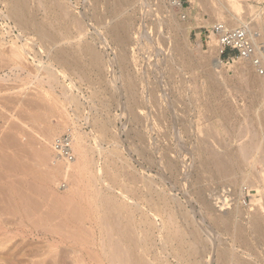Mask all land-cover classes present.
<instances>
[{"label":"rangeland","instance_id":"1","mask_svg":"<svg viewBox=\"0 0 264 264\" xmlns=\"http://www.w3.org/2000/svg\"><path fill=\"white\" fill-rule=\"evenodd\" d=\"M67 1L64 0V4L66 6L67 4H69L68 11L73 13L72 14L73 16L75 15V17L77 18L79 19L81 18V22L83 20H84L83 22H85L86 20V22L88 23L89 22L88 19L90 18L92 19V17H94L93 15H97L98 13L100 15L98 16L100 19L102 18L103 14L106 15V18L103 15V17L105 18V22L103 21L102 25L106 24L111 19L109 17L110 12L108 8L109 7L111 8V6L113 5L112 4L113 0H107V1L104 0L107 2V5L109 4L108 7L105 6L106 2L105 5H102L104 4L103 0H101V2L103 1L102 4L101 3L96 4L97 3V2L95 3L96 0H69L68 2ZM174 1L175 0H131V1L129 0L128 2L130 3L124 5V7L127 9H124L122 14L126 15V17H128L127 19H129L130 17L128 21L131 20L130 23L128 22L129 24L128 27L129 29H131V31H129L130 33L129 35L131 36L130 37L131 44L127 48V50L129 49L127 53L129 52L128 55L131 54L129 55V57L132 56L130 57V61L132 63L130 65L131 69L129 70L132 71V73L130 72V74H132V77H134V81H136L135 83L137 88L139 87V89H137V91H139L137 92L138 95L135 97L132 96L134 98L132 99L131 94L129 92H125V83L127 87L128 80L124 79L125 75H121L123 74L121 72V68L113 62L115 56L117 54L119 55L120 52L123 51H120L122 50L120 49L121 48L120 46L119 48L116 45H114V43L112 42L108 44L109 40L111 41V38L110 36H108L109 34L107 35V37L105 36L106 34L105 35L103 34L106 33L104 30L108 31L107 30L108 28L107 27L105 28V25L103 28V26L98 23V22L101 23L99 18H98V22H95L97 20L94 18L92 20L90 19L89 23H92L93 25L87 24L86 26V22L85 23L82 22L83 23L82 26L83 28L88 29L86 30L87 33L85 37L89 41V43L94 45L104 55V59H105V64L103 66L104 68L100 70L102 71V73L98 74L99 71L95 68H92L93 66H90L91 64H89L88 61L89 57L82 56L79 52H76L75 56L78 59L79 68L77 70L74 69L75 73L74 70L72 73H70L69 70L67 71V68L70 69L69 68L70 65H66L68 66L67 68L66 66L64 67L67 73L69 74L70 78L73 80H71L69 76L67 79L63 76L60 77L61 79H59V82H61V84L63 83L62 84L63 86L64 85L69 86L68 89L66 90V86L62 87L60 83H59L60 85L55 84L54 86L51 85L49 86L47 82L43 80L44 77L46 76L45 72L42 73L44 69L36 68L39 62L45 61L44 64L48 62L47 61L48 56L46 52L42 50L43 49L42 48L43 44H41L42 42H40V39L38 38L37 35L36 36L34 35L36 33L34 32V28L32 27L28 28L30 29L29 31L33 30L32 32H29V35L31 34L29 36L28 34L25 33L28 30L22 31L23 29L21 30L20 28L15 27L16 25L14 24L15 23L14 20L11 18L9 19L6 16V14L8 13L7 11L9 9L8 6L9 4L7 3V1H6L7 4H4L5 1L3 0L4 2L3 3L0 0V264H71V262H73L72 264H76L75 263L76 260H79L80 258L75 257V256L78 257L77 255L78 253L76 254L74 252L75 250L72 251L74 249L73 245L71 244V242H69L67 238L68 236L65 232H63V230L64 231L65 229L68 230V228L71 229V227H73L72 229L75 228L76 230L77 227L79 226L81 227V224H85L86 227L89 229L90 227H88L86 223L87 219L86 220L83 219L86 222L85 221L81 222L82 219L80 214H82V212H84V215H86L85 214L87 212L86 210H88L89 208H90L89 211L97 208L95 209L96 214L103 215L102 212L104 211L110 213L108 212V210L112 208L111 206H113V203L110 202L111 200L109 201V199H111L112 197L109 199L107 197L108 199L107 200L105 195L104 196L105 201L106 202L109 201V203L107 204L109 205L112 204L109 208H108L109 205L107 206L106 202L104 203L105 204L104 206L102 203H100L101 201L98 199L96 203L99 204L90 203L91 205L89 206H91L92 208L87 206L89 203L87 204L85 203L86 201H84L82 206L85 205V210L82 207L83 209L82 211L80 209L81 205L80 207L77 206V208L79 207V209H77L74 206V204L72 207L67 205V207L64 208L62 206V208L64 209L63 211L59 210L61 209V207H58L56 211L55 208L56 205L55 204H54L55 206L50 205V203L51 204L53 203L49 200V198L46 199L47 195L43 196L45 193L42 194L43 193L42 189L44 188H42L43 186L41 184L45 186V182L49 180L48 179L50 177L49 175L53 173V169L51 168V165L53 164V160L49 159V161H47L44 157H42V153L39 151L41 150V147L43 146L44 143V139L42 137L47 136L44 135L45 131L47 132V128H45V126L47 127L48 125L47 122H49L51 125L52 124L56 125L57 123H59L60 121L59 119H61L58 110L56 111L52 107L55 103L61 105L59 106V109L65 106V109L64 108L63 109L66 110V112L63 109L61 110H63L65 112L64 114L68 115L69 117H68V121L66 122V126L64 125L63 128L62 127L59 128L60 130L54 131L53 132L54 134L51 135V137H53L51 138L52 143H53V139H55L57 136L67 133L73 134L72 132L74 131V129L76 130L79 129L77 131L80 133H84V134L86 133L87 135V136L85 135L86 144L89 148H91L90 154H92V156L94 155L93 158L95 157L94 158L95 160L100 159V165H104L103 166L104 169H102L104 173H101L102 176L101 178L106 182L109 181L107 183L109 184L111 183L110 184L111 188L105 186L107 187V193H105L107 194V196L109 195L110 197V195L115 194L116 196L119 197V193L124 192L126 190V189L124 190V188H126L127 185L126 183H128V180L130 179L129 177L132 175H133L132 177H134L135 175L136 179L141 183L145 180L148 181V179L150 178V181L153 180V182L151 181L152 184L150 185H153L154 188H156L157 186L158 188L156 189L162 191L164 188L165 189L164 192L166 191L165 195L168 194L169 197H171L170 199L171 204L173 202L171 206H174L173 209L176 212L175 214H177V220L179 223L177 227H181V230L184 231L183 233H185V235H188L186 236L187 240L185 239L187 241V244L184 243L183 246H180L181 244L179 243L177 244L176 241L175 244H172L173 246H171L169 245L171 242H169V244L166 243L167 245L163 243L165 244V247L171 246L173 247V249L175 248L174 250L178 249L177 252L172 249L173 250L172 252L171 248L166 247L167 248V253H166L165 250L166 248L162 245V242H160L161 243L160 244L156 240L157 243H154V245L156 244L155 245L156 248H154L155 247L154 245L151 246L154 249L152 248L153 250L151 249L150 251L146 250V253L148 252V255L146 256L152 258L155 253L154 256L160 260L162 258L161 261L164 264L167 261L166 258L168 259L167 261L168 264L170 260L171 261L173 260L172 262L170 261L172 264H176L177 262H178L177 264L179 263L191 264L194 261L193 259L195 258L192 257V255H194V252L196 251L199 254L197 253L198 255L195 258V262H193L192 264L194 263L202 264L203 261H204L203 264L204 263L207 264L208 262L209 264H218L217 263L219 260V259L217 260L219 256L218 253L223 254L224 253L223 251H226L224 253L225 255H229V256L231 254L232 256L235 255L234 257L239 258L238 260H241L242 262L246 261L249 262L250 264H264V234H262V232L264 233L263 230L264 226L263 229H261L262 228L261 226L264 225L262 224L264 223V221L261 220L264 217V213L260 214L258 212L259 211L258 209L260 208L259 207L260 204L264 205V188H263L264 185L261 181H259L260 179L259 170L262 168L259 163H256V165H254L255 163L251 162L250 164L251 157H248L249 152H246L247 150L249 151V148L254 143H257V141L260 142L262 138H263L262 142L264 140V135H262L263 137H261V132L262 134H264V131H262L264 130L263 128L264 125L263 127L261 126V122L263 123L264 120V116H263L264 91H261L260 87H258L259 89L258 91L256 86L254 87L248 84V81L251 80L250 78H256V77L258 78V75H262V74L258 73V71H256L253 68L252 63L249 60L245 61V60H240L238 58L235 59L230 58L226 60L222 59L226 64L224 67V72L222 71L223 73H221V71H219L218 69L216 70V68L214 69V67L211 66V64L206 63V59L204 58V56H206L207 54L210 55L209 50H211V45L215 43H211L207 45V43L205 42L204 45L200 47L198 44L199 42H201L200 32L203 31L202 36L204 37L205 29L206 28L208 29L212 23L218 21V17H217L218 15L213 12L212 7L215 8L216 6H219V8L222 10L221 12L224 13L225 15L227 14V8H226L227 6L225 3L219 0L216 1L214 0L215 2L211 1L209 3L201 0H179V1L176 0L180 3V5H178V4H173ZM262 1L263 0H239L238 4L241 6L242 9H244V12L246 9H250V7H254V6H256L258 10L263 9L262 12H264V3H262ZM31 2H30V4L32 5L31 9L34 10L35 12L34 14L37 16L34 19L36 20L39 19L38 21L40 22V20L43 18L41 16L44 15L43 12L44 9L41 5L42 3L40 4V0H32ZM181 3H182V7H181ZM95 6H98V9L102 8L100 9L102 12L100 13L99 12L100 10L94 9ZM36 9H38V11H36ZM5 11L7 13H5ZM103 11L105 13H103ZM35 15H33V17ZM243 15L245 16V14ZM84 16L87 17L85 18ZM174 17L175 19L177 18L176 21H174L175 20L173 19ZM171 18L173 20H171ZM250 20L251 19L249 15H247L245 17V20L243 21H250ZM111 21L113 22L115 20L111 19ZM171 21L172 24L174 23L172 26H171ZM229 21L230 23L233 22L231 20ZM176 22H181L182 25L181 31H176L173 29ZM93 26H95L96 28L94 29ZM98 29L100 31H98ZM101 31H103V33ZM24 35L25 36L28 35V36L24 37ZM18 37H20L21 40L20 39L18 40ZM23 38L25 39L31 38L32 39V40L30 39V41H32L31 44L34 42L32 44L34 45L33 47L30 45L31 48H33V51L32 50L30 51L31 54L29 53L30 55H28L27 57L28 58L27 62L30 61L28 62L29 67L33 65L32 67L29 68V70L32 68L33 69L32 71L35 70L36 74L35 73H34L35 75L33 73L29 74L28 71L21 72L20 70L19 71L20 73L18 72L17 75H19L20 78L21 77L23 78L19 79V76H17L15 73L13 74V72L11 73L10 70L11 65L9 62H7L8 58L6 57L8 56L9 47L12 46L14 42H18L20 44L22 41L25 40ZM175 43L177 44L178 47H180V52L176 49L177 46ZM40 44L42 46H40ZM104 45H108V46L104 47ZM181 49L183 51H181ZM33 57L34 58L36 57L35 58L36 61L33 59ZM42 58L43 60H41ZM237 66L239 67L237 68ZM240 68L241 69L244 68L246 70H243L241 74V72H238L239 71L238 69ZM71 69L70 71H72ZM216 72H218V74ZM27 74L31 75L30 77L32 78L31 79L32 81L30 82L28 81L30 77L26 76ZM37 74L41 75L40 76L41 80L38 78L40 85H38L39 84L38 81L36 82ZM9 75L12 76L9 77L8 79L7 76ZM118 75H121L123 79L121 80V77H119ZM34 76H36V78H34ZM98 76L101 77L98 78ZM118 77L120 79H118ZM100 78L101 80H99ZM69 79L71 81H69ZM44 81L46 82V84ZM70 82L71 84L72 82H74L73 83L74 85L72 84L71 86ZM43 83L45 84L44 86ZM41 85L43 87H40ZM62 88H65V90H63ZM69 88L71 91L69 90ZM122 88L124 91L122 90ZM63 91H65L66 94L68 92L70 93L68 95H65ZM44 92L45 94H43ZM123 92L126 94H124ZM72 94L78 97L77 98L78 100L76 99L75 96H73L74 98L71 99ZM69 95L71 97V98L69 97L70 101L73 100L71 102L68 101ZM135 98L137 99L140 98V99L137 100ZM53 99L56 101L53 102L52 101ZM75 99H76L75 102L76 104L74 103ZM135 100H137V102H139L141 105L139 104L140 106H138V103L135 104L136 103ZM79 101L81 102V104H83L82 106H80L81 104L77 105ZM133 101L135 103H133ZM76 106H78L79 109H77ZM136 106L138 109H136ZM223 106H225L227 113L225 112L226 111L225 108L224 109L222 108ZM132 107L134 109H132ZM135 111L136 114L138 113L137 115L135 114ZM219 111H222L220 112L221 115ZM163 113L164 115L158 116V114H163ZM35 114H37V118ZM38 114L40 115L41 118L38 116ZM133 114L136 115V118L134 117ZM227 114L228 116H226ZM140 116L142 117L141 121L144 123H142L140 119H138L139 121L134 120V118L137 119V117L139 118ZM157 117H161L162 121L159 118L158 119L162 123L161 122L159 123L158 119H156ZM99 118L102 122L106 123V125L108 124L107 126L110 129L107 128L108 130V132H106L107 134L104 133L103 137L100 135V138L98 137L99 138L98 139L96 138V136H98L99 131H96L94 124H95V120H99ZM105 119H107V121ZM20 124L23 125L21 126ZM257 131L258 133H256ZM16 133H18L17 136H15ZM138 133L141 134L140 137L139 135L137 136ZM99 134H101V132ZM27 137H29L30 140ZM17 138L20 139L18 140ZM139 138L141 139V141ZM33 139L36 143L33 141ZM96 142H98L99 145ZM27 143H29L30 146ZM94 145H96L97 147ZM98 147H101V149L103 150L104 149L112 150L116 148V150L119 152L118 153L115 150L118 153V155L114 157V162L116 164L114 162L113 163L111 162L110 164H108V166H106L105 164L109 162V158L106 159L107 156L105 155L109 151L106 150L105 152L104 150V152H101L99 154L97 153ZM50 148L52 149L53 155L57 154L56 151L53 150V146ZM93 149L94 152L92 151ZM101 149L99 148V151H101ZM242 149L246 154H248V156L245 155V153H243ZM141 150L143 153L140 152L141 153L140 156L138 151ZM210 152H213L214 154L217 153L216 155L212 153L213 156H217L222 152L221 153L222 155L221 154L220 155L224 157L225 155L228 156L234 153L233 156L235 157L232 156L233 160L230 158L231 155L229 156L232 162L231 160H229L228 157H226V159L228 158L227 159L229 160L228 162L234 165L235 167L234 169L236 170L237 173L234 172L235 174L233 173L229 175H224V174L221 175V172H219V170L218 172L220 174L215 173L217 168H215L214 167L215 165H213L215 164V161H213L212 158L213 156ZM209 153L211 154V156ZM142 154L144 156H142ZM74 156L76 158L75 153ZM151 156L152 158H150ZM221 156H219V158ZM153 157L155 160L153 159ZM207 157H209L208 158L209 160L207 159ZM102 158L104 160H102ZM166 158L170 159L171 161H167ZM215 158H218V156ZM226 159L224 160L226 161ZM55 160H59V157L58 159ZM150 160L151 161L153 160L154 163L151 164L152 162ZM165 160L169 163H166ZM60 161L63 162L64 160L60 158ZM170 162L175 163L174 166L176 167L177 171L175 170L174 167H172V165L169 166L171 164ZM204 162H206L207 165H205ZM228 162L226 161V163ZM105 166L108 168L106 169ZM167 166L168 168H170L169 170H167L168 169ZM125 168L128 170H126ZM107 170L109 173L107 172ZM172 170H174L173 172L176 173L175 174L171 173ZM212 170L214 171V173ZM105 174H107V176ZM115 174L117 175L116 179L118 180L114 179V177L116 176ZM46 175L48 178H46ZM109 175L112 178H110ZM68 176L69 175L66 174L63 175L59 174L55 177L56 179L53 178L54 182L50 183V186L53 189V191H57L58 193H63L66 190L65 188H68V186L66 185L70 184L69 183L70 180L67 179ZM126 176L129 179L125 178ZM41 177H43L44 179ZM144 178L146 179L143 180ZM141 183L139 186L140 195H141V187H143L144 182L142 184ZM27 186L28 188H26ZM36 186H42V187H38L39 189L42 188L40 189L41 191L38 192ZM23 188L26 190H24ZM146 188L147 187L143 189L144 193L147 191ZM16 191L17 193L18 192L19 193L17 194ZM30 191L33 192L30 193ZM43 191L45 192V190ZM242 191L244 194L242 193ZM24 193L27 194V197L26 194ZM21 194H23V196ZM223 194L226 195L227 197L230 196L234 197L233 200L230 199L231 197L228 198L229 199L228 201L229 202L231 201L229 205H225V206L222 205ZM17 195H19L21 198L18 197ZM37 200L38 202H36ZM143 203L145 204L147 203V201H143ZM22 204L24 205L22 206ZM35 204L38 206L36 207ZM94 204L95 206L98 207H95ZM117 204L119 205V203ZM51 206H53L55 209L53 207L52 209H50ZM120 206H122V204H120L119 209L117 211H114L113 213V215L116 217L118 216L117 214H119L117 218L114 217L115 219L114 222L116 224L118 223L116 222V220L117 221L119 220V223L123 221L120 219L123 216L122 217L120 216L124 212L123 210H121V214H120L119 212L121 208ZM237 206L241 207L240 208L241 210L243 209V212H241L240 214L237 213V209H238ZM28 207L31 208L29 209ZM73 207H75V209H73ZM100 207L102 208L101 210ZM29 210L30 211L33 210V211L30 212ZM181 210L182 211L184 210L183 211L184 214L185 212L189 213L192 218L188 214V216H186L188 220L186 218H184L185 220H183L184 214L181 213L182 212ZM192 210L194 211V213ZM214 212L216 214H214ZM20 213H22L23 215ZM52 213H55V216H53L54 214L52 215V218L54 217L55 220L52 218H50L51 220H48V218L51 217ZM74 213L76 216L77 214L79 216L76 217ZM213 215H217V217L214 216L215 217L214 219V217H212ZM218 215L223 217L218 218ZM108 216H110V214ZM83 217L84 216L82 214V218ZM258 217L262 222L260 221L261 224L259 225V227H257L258 228L257 229L254 226V222H255L254 219L259 220ZM195 219L197 221L199 220L198 223ZM216 219L217 220L219 219V221H217ZM43 220L46 221L44 222ZM77 220L80 222H78ZM96 221L98 220L96 219ZM124 221L122 222L123 224ZM200 221L202 222V224L200 223ZM224 221L226 222L225 225H224ZM40 222L43 224H41ZM46 222L47 224H45ZM92 222L93 221L90 220L91 224ZM192 222H194V224ZM52 223H53L52 228L54 227V225L55 226L58 225L57 227H61L63 225L61 231L63 232L64 236H61L62 238L56 234L51 233L53 229L50 230L49 229L50 227L48 226H51ZM90 223L89 226H91ZM119 223L116 225L117 227H119ZM227 224L231 225L230 227L231 229H228L229 227H226ZM85 225H82V227L86 228L84 227ZM107 225L106 227L108 228L109 226ZM121 225L122 224H120V226ZM197 225L199 226V228L201 227L200 230L199 228H197L198 227ZM182 227L184 230L182 229ZM195 227L197 228V230ZM238 227L245 230L244 241L242 240L235 241L236 239L231 234L233 230L237 229ZM101 228L99 224V226H97V233H96L97 239H100L99 229ZM49 230L50 232H48ZM79 230L86 231V229H81V228ZM187 230L190 232L196 231L194 232L195 234L199 232L201 234L198 233L196 235L198 237L201 235V237L197 239L198 237L193 232H191L192 235L193 234L195 235V238L193 239L194 236H192L190 232H188L189 233L188 234ZM133 232L129 233L130 235L128 236V239L129 238H131V240L134 239L132 238V236L133 234H135V231ZM135 236L136 235H134V237ZM54 239L55 240L62 239L61 242L59 241V245L53 249L54 251L56 249L55 252H53L51 249L52 247H50L51 245L50 243H53L55 241ZM195 240L196 243L199 242L198 240H200V242L203 241V243L200 246L198 245L200 242L196 244L200 247V249L199 248L197 249L198 251L195 249L196 245L195 247H192V245H194ZM129 242L130 243L128 246L130 248V244L134 245V243H132V241ZM191 242H193V244L190 245L189 243ZM119 244L120 241L118 242V246H122V244L120 245ZM127 244L128 243L126 242V246L124 245L122 248V251L124 253L122 258L126 254L125 251L128 250L126 249L128 247ZM205 245L207 246L205 247ZM178 246L180 249L177 248ZM188 246L195 249V251L193 249L194 252L193 251L191 252L192 254L188 252L189 250V249L187 250ZM160 248L161 250L162 249L163 250L160 251ZM182 248L184 249V251H182L183 250ZM138 249L136 251H140V252H138L137 255L139 254L138 256L140 257V260H142L143 258H145V256L143 254H140L141 253L140 247ZM191 250L192 249H190V251ZM199 250L200 252L203 253L204 257L199 252ZM158 252H160L159 253L160 255L156 254ZM180 252L183 253L182 254L183 256L181 255L183 257V261H182V257L180 256ZM227 252L228 253L230 252L231 254L230 253L226 254ZM176 254L179 255L178 257L179 259L181 257L180 260L177 258ZM189 254H191V256ZM142 255L144 256L143 258ZM88 259H90V255L87 254L86 255L87 263L85 262L82 264H90L92 260L90 259L89 261ZM196 259H198V261L200 262L198 263ZM143 260L146 261L145 259ZM232 260L233 262L231 261V263L229 262L228 264L244 263L238 260H234V259ZM234 261L237 262L234 263Z\"/></svg>","mask_w":264,"mask_h":264},{"label":"bare ground","instance_id":"2","mask_svg":"<svg viewBox=\"0 0 264 264\" xmlns=\"http://www.w3.org/2000/svg\"><path fill=\"white\" fill-rule=\"evenodd\" d=\"M2 2H3V0H1ZM5 1V3L4 4H9L8 6H9V9H8V11H7V9H6V11L8 12H6L5 11V13H7L6 14V16H7V18H11V19H13L14 20V24L16 25L15 27H18V28H20L22 31H26V30H28L27 32H25L26 34H28L29 35V32H32V31H29L30 29H28V28H30V27H32V28H34V32H36L34 35L36 36H38V38L40 39V42H42L41 44H43V49L42 50H44L45 52H46V54H47V61L48 62H46V64H44V62L45 61H41V62H39V64H37V69H39V68H43L44 69V71L42 72V73H44L45 72V74H46V76H45V74H44V76H42V77H44V79L43 80H45L46 82H47V84L50 86H54L55 84H57V85H60L61 84V82H59V79H61L60 77H65L66 79L68 78V76H69V74L67 73V71L69 70V72L70 73H72L73 72V70L75 69V70H77L79 67H78V59L76 58V56H75V53L76 52H79L82 56H87V57H89L88 59V61H89V64H91L90 66H93L92 68H95V69H97L99 72H98V74H100V73H102V71H100L102 68H104L103 66H104V64H105V59H104V55L101 53V51H99L94 45H92L91 43H89V41L86 39V33H87V31L86 30H88V29H86V28H83V23H85L86 22V20H85V22H81V18L79 19V18H77V17H75V15L73 16L72 14L73 13H71L70 11H68V5L69 4H67V6L64 4V0H40V4L42 5V7H43V9H44V15L43 16H41V17H43L41 20H40V22L38 21V20H36V19H34L35 17H37L34 13V10L33 9H31V4H32V0L30 1V0H4ZM6 1H7V3H6ZM31 2V4H30V2ZM42 1V2H41ZM67 1V0H66ZM69 1V0H68ZM67 1V2H68ZM104 1V0H103ZM102 1V2H103ZM107 1V0H106ZM106 1H104L103 3L104 4H102V2H101V0H96L95 1V3L96 4H98V3H101L102 5H105V2ZM129 0H113V2H112V6H111V8L109 7L108 9H109V12H110V18L111 19H114L115 21H111V19H110V21H108L106 24H104L105 25V28L107 27L108 29V31H106V30H104L106 33H103V31H101L106 37H107V35L108 36H110V38H111V41L109 40V42H108V44L110 43V42H112V43H114V45H116L117 47H119L120 49H122V50H120V51H123V52H120V54L118 55H116L115 56V59H114V63L117 65V66H119L120 68H121V72L123 73V74H121V75H125V78L124 79H127L128 80V84H127V87H126V83H125V92H129L130 94H131V97L133 96V97H135V96H137L138 95V93L137 92H139V91H137V89H139V87L137 88V86H136V81H134V77H132V74H130V72L132 73V71H130L129 69H131L130 67V65H131V61H130V57H132V56H130L129 57V55H131V54H129L128 55V53H127V51H129V49L127 50V48L130 46V33H129V31H131V29H129V24H128V22L130 23V21H128L129 19H130V17H129V19H127L128 17H126V15H123L122 13H123V10L124 9H127V8H125L124 7V5L125 4H129L130 2H128ZM131 1V0H130ZM179 1V0H178ZM178 1H174L173 2V4H178V5H180V3L178 2ZM201 1H205V2H213L214 0H201ZM216 1V0H215ZM214 1V2H215ZM219 1H221V2H223V3H225L226 4V8H227V14L225 15L224 13H222L221 11V9L219 8V6H216L215 8H213L212 7V10H213V12L214 13H216L218 16V21L219 22H224V23H230V21L229 20H231V21H233V22H231L230 24H228V25H230L231 27H246L248 30H249V32H250V34H251V36L253 37V39H254V41L257 43V44H260V43H263L262 45H264V12H262V10H258L257 8H256V6H254V7H250V9H246L245 10V12H244V9H242L241 8V6L238 4V2H239V0H219ZM66 3V2H65ZM262 3H264V0L262 1ZM182 4V3H181ZM92 5V4H91ZM109 5V4H108ZM108 5H107V2H106V5L105 6H107L108 7ZM7 6V5H6ZM7 6V7H8ZM71 7V6H70ZM99 7H100V5H99ZM106 7V8H107ZM94 8V7H93ZM105 8V9H106ZM94 9H98V6H95V8ZM100 9H102V8H100ZM100 9H98V10H100ZM93 10V9H92ZM248 10V11H247ZM36 11H38V9H36ZM94 11H96V10H94ZM104 11H106V10H104ZM103 11V13H105ZM98 12V11H97ZM100 13L102 12L101 10L99 11ZM95 13V12H94ZM102 13V14H103ZM107 13H108V11H107ZM106 13V14H107ZM91 14H92V11H91ZM96 14V13H95ZM243 14H245V16L243 15ZM33 15H35L34 17H33ZM104 15V17L106 18V15L105 14H103ZM103 15H102V18L100 19L98 16H100L99 15V13L97 14V15H93L94 17H92V19L94 18V19H96L97 21H95V22H98V18L100 19V21H101V23L100 22H98L100 25H102L103 23V21L105 22V18L103 17ZM247 15H249V17H250V21H243V20H245V17L247 16ZM89 16V15H88ZM108 16V15H107ZM127 16H129V15H127ZM85 17V16H84ZM87 17V16H86ZM85 17V18H86ZM96 17V18H95ZM88 18H90V17H88ZM91 19V18H90ZM90 19H88L89 20V22H90ZM91 19V20H92ZM104 19V20H103ZM173 19H175V17L173 18ZM172 18H171V20H173ZM177 19V18H176ZM176 19L174 20V21H176ZM109 20V19H108ZM107 21V20H106ZM87 23L86 22V26H87V24L88 25H90V24H92V23ZM244 22H246V23H244ZM180 23V24H179ZM97 24V23H96ZM174 24V23H173ZM172 24V21H171V26L173 25ZM93 25V24H92ZM104 25H102L103 26V28H104ZM96 26V25H95ZM95 26H93L94 27V29L96 28ZM85 27V26H84ZM97 27H98V25H97ZM100 27V26H99ZM131 27V26H130ZM27 28V29H26ZM181 28H182V25H181V22H176L175 23V25H174V30H176V31H181ZM25 29V30H24ZM95 31H97V30H95ZM98 31H100L99 29H98ZM108 32V33H107ZM22 35V34H21ZM28 35H26V36H28ZM31 35V34H30ZM29 35V36H30ZM99 35H100V33H99ZM25 35H24V37H26ZM22 37V36H21ZM75 38V39H74ZM20 39V37H18V40ZM23 39H25V38H23ZM28 39V38H27ZM25 39L24 41H22L20 44L18 43V42H14L13 44H12V46H10L9 47V52H8V56L6 57V58H8V61L7 62H9L10 63V65H11V68H10V70H11V73L13 72V74L15 73L16 75L18 74V72L21 70V72L22 71H28L29 72V74L30 73H35L36 74V72H35V70L34 71H32L33 69L31 68L30 70H29V68L30 67H32V66H30L29 67V65H28V62H30V61H28L27 62V60H28V55H30L31 54V50L33 51V48H31V46L33 47L34 45H32L31 44V42L32 41H30V39ZM101 39H102V36H101ZM103 39H104V37H103ZM21 40V39H20ZM32 40V39H31ZM200 41H201V39H200ZM39 42V43H40ZM103 42V41H102ZM104 42H105V40H104ZM107 42V41H106ZM204 43L205 42H203V41H201V42H199L198 44H199V46L200 47H202V45H204ZM211 43H215V42H209L207 45H209V44H211ZM40 44V46H42ZM106 44V43H105ZM176 44V43H175ZM31 45V46H30ZM73 45V46H72ZM106 46H108V45H104V47H106ZM176 46H177V44H176ZM179 52H180V47H178L177 46V48H176ZM74 51V52H73ZM181 51H183L182 49H181ZM210 51V55L209 54H207L206 56H204V58L206 59V63H208V64H211V66H213L214 67V69L216 68V70L218 69L219 71H221V73H223L224 72V67H225V62L222 60V58L220 57V54H219V51H218V49H217V47H216V43L215 44H212L211 45V50H209ZM30 53V54H29ZM37 57V56H36ZM35 57V58H36ZM261 57L263 58V61H264V48L262 49V51H261ZM31 58V57H30ZM35 58L33 57V59L35 60ZM40 59V58H39ZM132 59V58H131ZM41 60H43V58L41 59ZM36 61V60H35ZM38 61V60H37ZM208 61V62H207ZM248 61V60H247ZM30 64V63H29ZM244 64V63H243ZM66 65H70L71 67H72V69H71V67L69 66V68L72 70V71H70V69H68L67 67L68 66H66ZM66 66V68H67V71H66V69L64 68ZM253 66V65H252ZM212 67V68H213ZM239 66H237V68H238ZM244 67V66H243ZM262 67L264 68V64L262 65ZM36 68H34V69H36ZM236 68V69H237ZM253 68L256 70V71H258V73H259V70L255 67V66H253ZM241 69V68H240ZM238 69L239 71L238 72H241V74H242V72H243V70H246V69ZM75 70H74V73H75ZM94 70V69H93ZM96 70V71H97ZM41 71V70H40ZM218 71V72H219ZM223 71V72H222ZM10 72V71H9ZM39 72V71H38ZM37 72V73H38ZM218 72H216L217 74H218ZM245 72V71H244ZM20 73V72H19ZM41 73V72H40ZM41 73V74H42ZM221 73H219V74H221ZM246 73V72H245ZM33 74H32V76H33ZM34 74V75H35ZM121 75H118L119 77H121ZM264 74H262V75H258V78L256 77V78H250L251 80H249L248 81V84L249 85H251V86H256L257 87V89H258V87H260V89H261V91H264V76H263ZM12 76V75H11ZM10 75L9 76H7V78L9 79V77H11ZM17 76H19V75H17ZM26 76H28V77H30L31 75H26ZM40 74H37V78H36V76H34V78H36L37 80H36V82L38 81V78L41 80V78H40ZM72 76V75H71ZM134 76V75H133ZM256 76H257V74H256ZM16 77V76H15ZM27 77V78H28ZM99 77H101V76H98V78ZM118 77V79H120ZM21 78H23V77H21ZM20 78V76H19V79H21ZM69 78H70V76H69ZM97 78V77H96ZM16 79V78H15ZM30 79V80H29ZM28 79V81L30 82V81H32L31 79V77ZM71 79V78H70ZM69 79V81H71V80H73V79H71L70 80ZM123 78L121 77V80H122ZM25 80V79H24ZM43 80H42V82H43ZM99 80H101V78L99 79ZM23 81V80H22ZM44 81V82H45ZM94 81V80H93ZM126 81V80H125ZM39 82V81H38ZM46 82H45V84H46ZM91 82V81H90ZM25 83H27V82H25ZM32 83V82H31ZM31 83H30V85H31ZM60 83V84H59ZM74 82H72V84H73ZM92 83H94V82H92ZM35 84H37V83H35ZM44 83H43V86L45 85ZM63 84V83H62ZM61 84V85H62ZM70 84H71V82H70ZM72 84H71V86H72ZM138 84V83H137ZM38 85H40V82H39V84ZM74 85V84H73ZM24 86H25V84H24ZM23 86V87H24ZM28 86H29V84H28ZM42 85L40 86V87H43ZM64 86H66V85H64ZM63 85H62V87H64ZM139 86V85H138ZM39 87V88H40ZM68 87L69 86H66V90L68 89ZM76 87V86H75ZM38 88V89H39ZM55 88V87H54ZM74 88V87H73ZM124 88V87H123ZM123 88H122V90H123ZM37 89V88H36ZM41 89V88H40ZM63 90H65V88H62ZM98 89V88H97ZM27 90V89H26ZM69 90H70V88H69ZM38 91H40V90H38ZM46 91V90H45ZM71 91V90H70ZM124 91V90H123ZM258 91H259V89H258ZM64 92V94L65 95H68L70 92H68L67 94L65 93V91H63ZM120 92H121V90H120ZM25 93H27V92H25ZM73 93V92H72ZM92 93V92H91ZM94 93V92H93ZM96 93V92H95ZM124 93V92H123ZM137 93V94H136ZM43 94H45V92L43 93ZM124 94H126V93H124ZM129 94V95H130ZM133 94V95H132ZM264 94V93H263ZM38 95V94H37ZM94 95V94H93ZM140 95V94H139ZM73 96H75V95H73L72 94V98L70 97V95L68 96V98L70 97L71 99H73L74 97ZM76 97V96H75ZM132 97V99H134ZM41 98H42V96H41ZM47 98V97H46ZM70 98H69V100L68 101H70ZM78 97H76V99H77ZM55 99V98H54ZM52 100L53 102L54 101H56V100ZM76 99H75V101H74V103L76 102ZM135 99H137V98H135ZM140 99V98H139ZM139 99H137V100H139ZM34 100V99H33ZM44 100H45V98H44ZM66 100V101H67ZM78 100V99H77ZM103 100V99H102ZM137 100H135V102L133 101V103H135V104H137L138 103V106H140L141 104L139 103V102H137ZM49 101V100H48ZM67 101V102H68ZM71 101H73V100H71ZM70 101V102H71ZM78 102V101H77ZM101 102V101H100ZM210 102V101H209ZM69 103V102H68ZM83 103V102H82ZM104 103V102H103ZM132 103V104H133ZM208 103V102H207ZM215 103V102H214ZM54 104V103H53ZM76 104V103H75ZM79 104H81V102L79 101V103L77 104V105H79ZM134 104V105H135ZM140 104V105H139ZM227 104V103H226ZM230 104V103H229ZM23 105V104H22ZM26 105V104H25ZM24 105V106H25ZM52 105V104H51ZM83 104H81L80 106H82ZM107 105V104H106ZM123 105V104H122ZM221 105V104H220ZM264 105V104H263ZM59 106H61V105H58V103H55L52 107L57 111L58 110V113H59V116H61L60 118L61 119H59L60 121H59V123H57L56 125L54 124H50L49 122H47L48 123V125H47V127L45 126V128H47V132L45 131V134L44 135H47V136H44V137H42L43 139H44V143H43V146L41 147V150L39 151V152H41L42 153V157H44L47 161H49V159H51V160H53V164L51 165V168L53 169V173L52 174H50L49 176V178L47 177V175H46V178H48L49 180L47 181V182H45V180H44V182H45V186L43 185V184H41L42 186H36L37 187V189H38V192L39 191H41L40 189H42V188H44V189H42V194H44L43 196H45V195H47V198L46 199H48L49 198V200L53 203V204H51L50 203V205H53V206H55V208H56V211H57V208L58 207H61V209H59V210H64L63 208H62V206L65 208V207H67V205H69V206H73V204H74V206L77 208V206H79L80 207V205H81V207H80V209H81V211L84 209L85 210V205L84 206H82L83 205V203H84V201H86L85 203H89L87 206H89V205H91L90 203H96L97 201H98V199L101 201L100 203H102L104 206H105V198H104V196L106 197V199H107V197H108V199L109 198H111V199H109V201L110 202H112L113 203V206H111V205H109V204H107V203H109V201H107L106 202V204H107V206H108V208L111 206L112 208L111 209H109L108 210V212H110V213H107L106 211H104V212H106V213H104V212H102L103 213V215H97L96 214V210L95 209H97V208H95V209H92L91 211H89V209H88V207H87V209L88 210H86L87 212L85 213L86 215H84V212H82V214H83V218H82V214H80V212H79V214L81 215V222L82 221H85L86 219H87V226L88 227H90L89 229L86 227V225L85 224H81V227L79 226V227H77V229L75 230V228L74 229H72L73 227H71V229H69L68 228V230L67 229H65V231L63 230V232H65L66 234H67V238H68V240H69V242H71V244L73 245V250L72 251H74L77 255H78V257L77 256H75L76 258H80L79 260H76V264H82V263H87V261H86V255L88 254V255H90V259L92 260V262L90 263V264H164L161 260H162V258H161V260L160 259H157L154 255H155V253H154V255H153V259L152 258H149L148 256H146V255H148V252L146 253V250L148 251H150L153 247H151V246H153L154 245V243H157L156 242V240L160 243V242H162V245L165 247V244L166 243H168L169 244V242H171L169 245H171V246H173L172 244H175V242L177 241V244L179 243V244H181L180 246H183V244L185 243V244H187V239H186V236H188V235H185V233H183L184 231H182L181 230V227H177V225L179 224L178 223V220H177V214H175L176 212H175V210L173 209V207L174 206H171L172 204H173V202H172V204H171V197H169V195L168 194H166L165 195V193H166V191L164 192V188H163V191L162 190H159V189H156V188H158L157 186H156V188H154V186L153 185H150V184H152V182H153V180H151L150 181V178L148 179V181L149 182H151V183H149L147 180H145L146 178H144L143 180H145V181H143L144 182V184H143V187H141V195H140V193H139V186H140V181H138L137 179H136V177H135V175H134V177H132V176H130L129 178L126 176L125 178H127V179H129L128 180V183H126L127 185H126V188H124V192H121V193H119V197L118 196H116L115 194H112V195H110V197H109V195L107 196V194H105V193H107V187H105V186H108V187H110V184L109 183H107V182H109V181H105V180H103L101 177V173H104L103 172V170L102 169H104V165H100V159L99 160H95L94 158H93V156H92V154H90L91 152H90V149L91 148H89L88 146H87V144H86V133L84 134V133H80V132H78L77 130H79V129H74V131L72 132L73 134H71V137H72V143H71V147H72V151L75 153V155H76V158H74V161H69V160H65L64 158H62V160H64L63 162H61L60 161V157H59V160H55V159H58V157H57V155L58 154H54V155H56V156H54L53 155V152H52V149L50 148V147H52L53 146V150H55V148H54V139H53V143H52V141H51V138H53V137H51V135L52 134H54L53 132L54 131H57V130H60L59 128H63V126L65 125L66 126V122L68 121V115H65L64 113L66 112V110H64L65 109V106L63 107V108H61V109H63V110H61V109H59ZM62 106H63V104H62ZM144 106V105H143ZM211 106V105H210ZM217 107V106H216ZM219 107V106H218ZM263 107V106H262ZM76 108L77 109H79V107L78 106H76ZM140 108H143V107H140ZM209 108V107H208ZM207 108V109H208ZM223 109L225 108V106H223L222 107ZM226 108H227V105H226ZM226 108H225V110H226ZM51 109V108H50ZM53 109V110H54ZM132 109H134L133 107H132ZM136 109H138L137 108V106H136ZM213 109V108H212ZM232 109V108H231ZM74 110V109H73ZM82 110V109H81ZM218 110H219V108H218ZM217 110V111H218ZM224 110V111H225ZM24 111V110H23ZM131 111H133V110H131ZM136 111H138V110H136ZM136 111H135V114H136ZM142 111V110H141ZM210 111V110H209ZM212 111H214V110H212ZM228 111H229V108H228ZM231 111V110H230ZM256 111V110H255ZM55 112V111H54ZM79 112V111H78ZM77 112V113H78ZM140 112V111H139ZM220 112H222V111H219V113ZM226 113H227V110L225 111ZM224 112V113H225ZM53 113V112H52ZM82 113V112H81ZM133 113V112H132ZM160 113V112H159ZM225 113V114H226ZM259 113V112H258ZM133 114L134 115V117L136 118V115L138 114ZM223 114V113H222ZM31 115H33V114H31ZM30 115V116H31ZM36 115V118H37V114H35ZM53 115V114H52ZM77 115V114H76ZM75 115V116H76ZM101 115V114H100ZM160 115H164V113L163 114H158V116H160ZM220 115H221V113H220ZM38 116L40 117V115L38 114ZM226 116H228V114L226 115ZM258 116H260V115H258ZM264 116V115H263ZM35 117V116H34ZM78 117V116H77ZM91 117V116H90ZM97 117V116H96ZM32 118V117H31ZM41 118V117H40ZM134 118V120H138V119H140V121H141V116L138 118L137 117V119H135ZM160 119L161 120V117H157L156 119ZM228 118V117H227ZM260 118V117H259ZM82 119V118H81ZM159 119H158V121H159ZM229 119V118H228ZM261 119H262V117H261ZM261 119H259V120H261ZM20 120V119H19ZM106 121H107V119H105ZM143 120V119H142ZM155 120V119H154ZM22 121V120H21ZM38 121V120H37ZM48 121V120H47ZM70 121V120H69ZM94 121V120H93ZM103 121H104V119H103ZM139 121V120H138ZM157 121V120H156ZM162 121V120H161ZM161 121H159V123L161 122ZM34 122H35V119H34ZM142 122V121H141ZM141 122H139V123H141ZM164 122V121H163ZM19 123V122H18ZM23 123V122H22ZM142 123H144V122H142ZM156 123V122H155ZM158 123V122H157ZM162 123V122H161ZM16 124V123H15ZM68 124V123H67ZM21 125V124H20ZM23 125V124H22ZM21 125V126H22ZM95 129H96V131H99V133L101 132V134H99L98 133V136H96V138H100V135L103 137V134L104 133H106V132H108V130H107V128H109L107 125H106V123H104V122H102L101 120H100V118H99V120H95ZM263 125H264V120H263V123L261 122V126L263 127ZM74 126V125H73ZM157 126H158V124H157ZM81 127V126H80ZM264 128V127H263ZM262 128V129H263ZM110 129V128H109ZM29 130V129H28ZM75 130H76V132H75ZM71 131V130H70ZM111 131V130H110ZM256 131V130H255ZM262 131H264V130H262ZM250 132V131H249ZM261 132V131H260ZM23 133V132H22ZM33 133V132H32ZM97 133V132H96ZM256 133H258V131L256 132ZM17 134L18 133H16L15 134V136H17ZM20 134V133H19ZM107 134V133H106ZM105 134V135H106ZM110 134H112V133H110ZM27 135V134H26ZM37 135V134H36ZM39 135V134H38ZM86 135V136H85ZM139 135V137H140V135L141 134H137V136ZM212 135V134H211ZM257 135V134H256ZM262 135H264V134H262V132H261V137H263ZM22 136H23V134H22ZM35 136V135H34ZM50 136V137H49ZM143 136V135H142ZM40 137V136H39ZM55 137V136H54ZM94 137V136H93ZM101 137V138H102ZM108 137V136H107ZM258 137H259V135H258ZM23 138V137H22ZM28 139H29V137H27ZM88 138V137H87ZM98 138V139H99ZM105 138V137H104ZM143 138V137H142ZM254 138H256V137H254ZM18 139V138H17ZM20 139V138H19ZM18 139V140H19ZM27 139V140H28ZM140 139V138H139ZM144 139V138H143ZM261 139V138H260ZM263 139V138H262ZM262 139H261V141L260 142H258L257 141V143H252L253 145L249 148V151L247 150L246 152H249L248 154H249V156H248V154H246L244 151H243V149H242V151H243V153H245V155H247L248 157H251V161H250V164H251V162L252 163H255L254 165H256V163H259L260 164V166H261V168L262 169H260L259 170V176H260V179H259V181H261L262 183H263V185H264V140H263V142H262ZM30 140V139H29ZM249 140H250V138H249ZM33 141H34V139H33ZM97 141V140H96ZM99 141V140H98ZM103 141H104V139H103ZM107 141V140H106ZM140 141H141V139H140ZM144 141V140H143ZM142 141V142H143ZM252 141V140H251ZM35 142V141H34ZM33 142V143H34ZM88 142V141H87ZM102 142V141H101ZM108 142V141H107ZM250 142V141H249ZM254 142V141H253ZM22 143H24V142H22ZM26 143V142H25ZM29 143H31V142H29ZM29 143H27V144H29ZM36 143V142H35ZM97 144H98V142H96ZM115 143V142H114ZM220 143V142H219ZM26 144V145H27ZM208 144V143H207ZM223 144H225V143H223ZM227 144V143H226ZM34 145V144H33ZM50 145H52V146H50ZM99 145V144H98ZM29 146H30V144H29ZM94 146H96V145H94ZM102 146V145H101ZM243 146V145H242ZM28 147V146H27ZM97 147V146H96ZM95 147V148H96ZM222 147V146H221ZM248 147V146H247ZM32 148V147H31ZM94 148V149H95ZM99 148L101 149V147H98V152L97 153H101V152H104V150L103 149H101V151H99ZM206 148V147H205ZM229 148V147H228ZM94 149L92 150L93 152H94ZM118 149V148H117ZM248 149V148H247ZM106 150H108L109 152L105 155V156H107L106 157V159L107 158H109V162L107 163V164H105L106 166H108V164H110L111 162L113 163L114 162V157L115 156H117L118 155V151L116 150V148L115 149H106ZM106 150H105V152H106ZM118 152H116V151ZM140 150V149H139ZM144 150V149H143ZM149 150V149H148ZM148 150H147V152H148ZM229 150V149H228ZM36 151V150H35ZM145 151V150H144ZM95 152H96V150H95ZM139 152V155L141 154L140 152H142V150L141 151H138ZM214 152V151H213ZM213 152H210L211 154L213 153ZM217 152H219V151H217ZM57 153V152H56ZM73 153V154H74ZM143 153V152H142ZM146 153V152H145ZM144 153V154H145ZM209 153V154H210ZM222 153V152H221ZM220 153V154H221ZM237 153V152H236ZM34 154V153H33ZM98 154V155H99ZM211 154H210V156H211ZM214 154V153H213ZM213 154H212V156H213ZM217 153H215L214 155H216ZM219 154V153H218ZM217 155L218 156V158H215V157H217V156H213L212 158H213V161H215V164H213V165H215L214 167L215 168H217V170H216V172L215 173H219V172H221V175L222 174H224V175H229V174H233L234 172H236V170L234 169L235 167H234V165L233 164H231L230 162H228L229 160H233V157H235V156H233V154L230 156V155H228V156H226L225 155V157L224 156H221V155ZM37 155V154H36ZM146 155V154H145ZM224 155V154H223ZM243 155V154H242ZM92 156V157H91ZM102 156V155H101ZM103 156H104V154H103ZM102 156V157H103ZM109 156V157H108ZM141 156V155H140ZM142 156H144L143 154H142ZM202 156H203V154H202ZM208 156V155H207ZM209 156V157H210ZM219 156H221L220 158H219ZM229 156H230V158H229ZM233 156V157H232ZM57 157V158H56ZM119 157V156H118ZM201 157V156H200ZM209 157H207V159L209 158ZM222 157H224V158H222ZM226 157H228L229 158V160H227L226 159ZM240 157V156H239ZM113 158V159H112ZM120 158V157H119ZM150 158H152V156L150 157ZM164 158V157H163ZM206 158V157H205ZM246 158V157H245ZM153 159H154V157H153ZM165 159V158H164ZM167 159V158H166ZM215 159V160H214ZM224 159H226V161L228 162V163H226V161L224 160ZM249 159V158H248ZM50 160V161H51ZM102 160H104L103 158H102ZM121 160V159H120ZM155 160V159H154ZM206 160V159H205ZM209 160V159H208ZM207 160V161H208ZM232 160H231V162H232ZM236 160V159H235ZM151 161V160H150ZM167 161H171L170 159H167ZM166 160H165V162L166 163H169V162H167ZM212 161V162H213ZM52 162V161H51ZM65 162V163H64ZM152 162V163H151ZM151 162H149V163H151V164H153L154 162H153V160L151 161ZM164 162V161H163ZM202 162V161H201ZM248 162V161H247ZM115 163V162H114ZM128 163V162H127ZM166 163H164V164H166ZM171 163V162H170ZM173 163V162H172ZM170 164L169 166H171L172 165V167H174L175 168V170H176V167L174 166V164L175 163H173V164ZM205 163V165H207L206 164V162H204ZM209 163V162H208ZM234 163V162H233ZM116 164V163H115ZM156 164V163H155ZM204 165V164H203ZM210 165V164H209ZM212 165V164H211ZM105 166V167H106ZM133 166V165H132ZM152 166V165H151ZM202 166V165H201ZM126 167V166H125ZM128 167H130V166H128ZM172 167H171V169H172ZM203 167V166H202ZM243 167V166H242ZM108 167H106V169H107ZM111 168V167H110ZM132 168V167H131ZM135 168V167H134ZM167 168H168V166H167ZM183 168V167H182ZM206 168H209V167H206ZM238 168H240V167H238ZM114 169V168H113ZM112 169V170H113ZM126 169V168H125ZM124 169V170H125ZM170 168H168L167 170H169ZM210 169H212V168H210ZM109 170V169H108ZM108 170H107V172H108ZM121 170V169H120ZM126 170H128V169H126ZM125 170V171H126ZM206 170H208V169H206ZM215 170V169H214ZM218 170H219V172H218ZM235 170V171H234ZM174 170H172V172L171 173H174L173 172ZM177 171V170H176ZM213 171V170H212ZM118 172V171H117ZM132 172V171H131ZM138 172V171H137ZM180 172V171H179ZM66 174V175H69L68 176V178L67 179H69L70 180V184H68V185H66V186H68V188H65L66 190L63 192V193H58L57 191H53V189L51 188V186H50V183H52V182H54L53 181V178L54 179H56L55 177L57 176V175H63V174ZM109 173V172H108ZM107 173V174H108ZM133 173V172H132ZM176 173V172H175ZM174 173V174H175ZM213 173H214V171H213ZM237 173V172H236ZM107 174H105L106 176H107ZM113 174V173H112ZM220 174V173H219ZM235 174V173H234ZM104 175V174H103ZM116 175V174H115ZM128 175H130V174H128ZM180 175V174H179ZM65 176V175H64ZM64 176H63V178H64ZM110 176V175H109ZM44 177V176H43ZM43 177H41V178H43ZM70 177V178H69ZM104 177V176H103ZM116 177H117V175L114 177V179L115 180H118V179H116ZM118 177H120V176H118ZM25 178V177H24ZM24 178H23V180H24ZM66 178V177H65ZM110 178H112L111 176H110ZM138 178V177H137ZM148 178V177H147ZM152 178V177H151ZM184 178V177H183ZM38 179H39V177H38ZM37 179V180H38ZM44 179V178H43ZM42 179V180H43ZM161 179H163V178H161ZM176 179V178H175ZM27 180V179H26ZM26 180H25V182H26ZM58 180V179H57ZM142 180V179H141ZM59 181V180H58ZM111 181H112V179H111ZM138 181V182H137ZM163 181V180H162ZM61 182V181H60ZM113 182H115V181H113ZM140 182V183H139ZM142 182V183H143ZM185 182V181H184ZM43 183V182H42ZM47 183V184H46ZM120 183V182H119ZM123 183V182H122ZM141 183V184H142ZM20 184V183H19ZM21 184H23V183H21ZM25 184V183H24ZM27 184H29V183H27ZM34 184V183H33ZM40 184V183H39ZM54 184V183H53ZM112 184H114V183H112ZM139 184V185H138ZM154 184V183H153ZM31 185V184H30ZM35 185H37V184H35ZM122 185V184H121ZM34 186V185H33ZM32 186V187H33ZM116 186H117V184H116ZM153 186V187H152ZM184 186V185H183ZM25 187V186H24ZM38 187H42V188H38ZM114 187V186H113ZM119 187H121V186H119ZM145 187H147L146 189H147V191L144 193V190L143 189H145ZM163 187V186H162ZM165 187V186H164ZM26 188H28V186L26 187ZM111 188V187H110ZM123 188V187H122ZM185 188V187H184ZM264 188V187H263ZM21 189V188H20ZM24 189V188H23ZM31 189V188H30ZM169 189V188H168ZM19 190V189H18ZM24 190H26V189H24ZM32 190V189H31ZM36 190V189H35ZM34 190V191H35ZM43 190H45V192L43 191ZM108 190H109V188H108ZM112 190V189H111ZM123 190V189H122ZM243 190V189H242ZM23 191V190H22ZM24 192V191H23ZM31 192H33V191H30V193ZM144 194H143V193ZM164 192V193H163ZM16 193H17V191H16ZM19 193V192H18ZM17 193V194H18ZM21 193V192H20ZM37 193V192H36ZM41 193V192H40ZM40 193H39V195H40ZM242 193H243V191H242ZM241 193V194H242ZM24 194H26V193H24ZM108 194H111V193H108ZM241 194H239V195H241ZM244 194V193H243ZM22 196H23V194H21ZM38 195V194H37ZM38 195V196H39ZM230 195V194H229ZM18 197H20L19 195H17ZM25 196V195H24ZM26 197H27V194H26ZM34 197V196H33ZM137 197V198H136ZM231 197V196H230ZM230 197H227L226 195H224L223 194V203H222V205L223 206H225V205H229V203L231 202H229L228 200V198H230ZM255 197V196H254ZM253 197V198H254ZM21 198V197H20ZM41 198V197H40ZM44 198V197H43ZM121 198V199H120ZM218 198H220V197H218ZM221 198V199H222ZM233 198L234 197H231L230 199H232L233 200ZM18 199V198H17ZM23 199V198H22ZM28 199V198H27ZM26 199V200H27ZM33 199V198H32ZM36 199V198H35ZM38 199V198H37ZM107 199V200H108ZM175 199V198H174ZM174 199H172V200H174ZM178 199V198H177ZM176 199V200H177ZM220 199V200H221ZM255 199V198H254ZM19 200V199H18ZM45 200V199H44ZM44 200H42V201H44ZM175 200V201H176ZM189 200V199H188ZM15 201V200H14ZM24 201V200H23ZM29 201V200H28ZM41 201V202H42ZM143 201H147V203H145L146 204V206H145V204L143 203ZM237 201V200H236ZM16 202V201H15ZM22 202V201H21ZM21 202H20V204H21ZM36 202H38V200L36 201ZM35 202V203H36ZM47 202V201H46ZM189 202V201H188ZM33 203V202H32ZM43 203V202H42ZM117 203H119V205L120 204H122V206H120L121 208H120V214H121V210H123V212L124 213H122V215L120 216V217H122V218H120L121 220H126V221H124V224L122 223V222H120L119 223V220L117 221L116 220V222H118L119 223V227H117L116 225L118 224H116L115 222H114V217H116V216H114L113 215V213H114V211H117L118 209H119V205L116 204ZM177 203V202H176ZM46 204V203H45ZM55 204V205H54ZM64 204V205H63ZM72 204V205H71ZM96 204H99V203H96ZM217 204V203H216ZM24 204H22V206H23ZM26 205V204H25ZM31 205V204H30ZM34 205V204H33ZM40 205V204H39ZM66 205V206H65ZM259 205V204H258ZM28 206V205H27ZM35 206L37 207L38 205H36L35 204ZM48 206V205H47ZM53 206H51V208L50 209H52V207ZM69 206H68V208H69ZM93 206V205H92ZM94 206H95V204H94ZM100 206H101V204H100ZM106 206V207H107ZM118 206V207H117ZM194 206V205H193ZM40 207V206H39ZM75 207H73V209H75ZM79 207L77 208V209H79ZM82 207H83V209H82ZM89 207H91V206H89ZM95 207H98V206H95ZM123 207V208H122ZM209 207H211V206H209ZM209 207H208V209H209ZM238 207V206H237ZM260 208L257 210L260 214L261 213H264V205L263 204H260V206H259ZM19 208V207H18ZM26 208V207H25ZM29 208V207H28ZM31 208V207H30ZM29 208V209H30ZM35 208V207H34ZM54 208V207H53ZM54 208V209H55ZM67 208V209H68ZM92 208V207H91ZM94 208V207H93ZM194 208V207H193ZM241 207H238V209H237V213L238 214H240L241 212H243V209L241 210L240 209ZM37 209V208H36ZM49 209V208H48ZM47 209V210H48ZM72 209V210H73ZM102 208L100 207V210H101ZM177 209V208H176ZM214 209V208H213ZM223 209V208H222ZM256 209V208H255ZM262 209H263V211H262ZM26 210V209H25ZM99 210V209H98ZM198 210V209H197ZM200 210V209H199ZM203 210V209H202ZM210 210H211V208H210ZM27 211V210H26ZM30 211V210H29ZM31 211H33V210H31ZM30 211V212H31ZM53 211V210H52ZM67 211V210H66ZM182 211V210H181ZM184 211V210H183ZM183 211L181 212V213H183ZM186 211H187V209H186ZM193 211V210H192ZM201 211V210H200ZM212 211H214V210H212ZM262 211V212H261ZM19 212V211H18ZM28 212V211H27ZM37 212H39V211H37ZM51 212V211H50ZM99 212V211H98ZM235 212H236V210H235ZM35 213V212H34ZM41 213V212H40ZM58 213V212H57ZM56 213V214H57ZM63 213V212H62ZM69 213H70V211H69ZM76 213V212H75ZM75 213H74V215H75ZM118 213V212H117ZM180 213V212H179ZM180 213V214H181ZM193 213H194V211H193ZM201 213V212H200ZM212 213V212H211ZM210 213V214H211ZM20 214H22V213H20ZM27 214V213H26ZM54 214V215H53ZM65 214V213H64ZM110 214V216H108ZM184 214V213H183ZM182 214V215H183ZM186 214V215H185ZM185 216L183 215V220H185L184 218H186V216H188V214L189 213H187V212H185ZM214 214H216L215 212H214ZM217 214H218V212H217ZM223 214V213H222ZM23 215V214H22ZM21 215V216H22ZM33 215V214H32ZM35 215V214H34ZM52 215L53 216H55V213H52L51 214V217H49L48 218V216H47V218H48V220H51L50 218H52ZM68 215V214H67ZM72 215V214H71ZM118 216H119V214H117ZM200 215V214H199ZM202 215V214H201ZM220 215H221V213H220ZM38 216V215H37ZM36 216V217H37ZM43 216V215H42ZM50 216V215H49ZM60 216V215H59ZM76 216V215H75ZM75 216H74V218H75ZM77 216H79L78 214H77ZM76 216V217H77ZM103 216V217H102ZM117 216V217H118ZM189 216H190V214H189ZM193 216H194V214H193ZM217 217V215H213L212 217ZM116 217V218H117ZM182 217V216H181ZM191 217V216H190ZM205 217V216H204ZM211 217V218H212ZM215 217H214V219H215ZM222 218L221 216H219L218 215V218ZM24 218V217H23ZM43 218V217H42ZM46 218V219H47ZM57 218V217H56ZM60 218V217H59ZM73 218V219H74ZM80 218V217H79ZM118 218V219H119ZM192 218V217H191ZM202 218V217H201ZM200 218V219H201ZM206 218V217H205ZM35 219H37V218H35ZM44 219V218H43ZM52 219H54L55 220V218L53 217ZM61 219V218H60ZM83 219H85V220H83ZM96 219L98 220V221H96ZM187 219V218H186ZM190 219V218H189ZM213 219V218H212ZM258 219H259V217H258ZM79 220V219H78ZM77 220V221H78ZM89 220V221H88ZM90 220L91 221H93L92 222V224L90 223ZM188 220V219H187ZM187 220H186V223H187ZM196 220V219H195ZM194 220V221H195ZM217 220V219H216ZM220 220H222V219H220ZM262 221H264V217L261 219ZM260 219L259 220H257V219H254V226L257 228V227H259V225L261 224V221ZM36 221V220H35ZM39 221V220H38ZM44 222L46 221V220H43ZM76 221V222H77ZM96 221V222H95ZM182 221V220H181ZM197 221V220H196ZM199 221V220H198ZM198 221H197V223H198ZM217 221H219V219L217 220ZM227 221V220H226ZM261 221V222H260ZM37 222V221H36ZM76 222H75V224H76ZM78 222H80V221H78ZM126 222V223H125ZM184 222V221H183ZM183 222H181V223H183ZM190 222V221H189ZM215 222V221H214ZM38 223V222H37ZM41 223V222H40ZM49 223H50V221H49ZM54 223V222H53ZM53 223L51 224V226H48V227H50L49 229L51 230V229H53L52 231H51V233L52 234H56V235H58V236H64L63 235V232L61 231V228H62V226L64 225V223H63V221H62V223H63V225L61 226V227H57L58 225H54V227L52 228V226H53ZM89 223L91 224V226H89ZM191 223V222H190ZM193 224H194V222H192ZM200 223L202 224V222L200 221ZM225 221H224V225H225ZM41 224H43V223H41ZM45 224H47V222L45 223ZM44 224V225H45ZM55 224H56V222H55ZM60 224V223H59ZM66 224V223H65ZM74 224V225H75ZM80 224V223H79ZM99 224H100V228L101 229H99L100 231H99V237H100V239H97L96 238V233H97V226H99ZM107 224H109V225H107ZM120 224H122L121 226H120ZM189 224V223H188ZM188 224H187V226H188ZM262 224H264V223H262ZM37 225V224H36ZM40 225V224H39ZM43 225V226H44ZM71 225V224H70ZM82 225H85L84 227H86V228H83L82 227ZM106 225L107 226H109L108 228L106 227ZM199 225V224H198ZM197 225V226H198ZM42 226V225H41ZM60 226V225H59ZM67 226V225H66ZM180 226V225H179ZM187 226H186V228H187ZM196 226V227H197ZM202 226V225H201ZM263 226L264 225H262L260 228L261 229H263ZM68 227H70V226H68ZM184 227H185V225H184ZM193 227V226H192ZM195 227V228H196ZM226 227H229L228 229H231L230 227H231V225L230 224H227V226ZM55 228V229H54ZM63 228H66V227H63ZM86 229V231L84 232L83 230H79V229ZM197 228H199V226L197 227ZM197 228H196V230H197ZM201 228V227H200ZM200 228H199V230H200ZM182 229H183V227H182ZM258 229V228H257ZM260 229V230H261ZM50 230L48 231V232H50ZM66 230H67V232H66ZM70 230V231H69ZM184 230V229H183ZM195 230V229H194ZM264 230V229H263ZM262 230V231H263ZM133 231H135V234H133V236H132V238H134L135 239V241H134V239H132L131 240V238H129L128 239V236L130 235L129 233H131V232H133ZM186 232V231H185ZM188 232H190V231H188L187 230V233ZM191 232H196V231H191ZM190 232V233H191ZM134 233V232H133ZM199 232H197L196 234H198ZM65 234V235H66ZM189 234V233H188ZM195 234V233H194ZM192 235V233H191V235L192 236H194L193 237V239L195 238V235ZM199 234H201V233H199ZM232 235H233V237L236 239L235 241H244V238H245V230H243V229H241V228H237V229H235V230H233V232L231 233ZM262 234H264L263 232H262ZM132 235V234H131ZM134 235H136L135 237H134ZM190 235V236H191ZM197 236V235H196ZM198 237V236H197ZM199 237H201V235L199 236ZM199 237L197 238V239H199ZM62 238V237H61ZM186 239V240H185ZM196 239V240H197ZM55 240V239H54ZM68 240H67V242H68ZM125 240H126V242L128 243L127 244V246L129 245V241H132V243H134V245H132V244H130V248H129V246L126 248V249H128L127 251H125V253L127 254H125L124 255V257L122 258V256H123V251H122V248H123V246L125 245L126 246V242H125ZM196 240H195V242H194V245H192V247H195V245L197 244V243H199L200 242V240H198L199 242H197L196 243ZM59 241L61 242L62 241V239L60 240H58V239H56L53 243H50L51 245H50V247H52L51 249H52V251L53 252H55L56 251V249H55V251L53 250L54 248H56L58 245H59ZM120 241V244H122V246H118V242ZM134 241V242H133ZM186 241V242H185ZM189 241H191V240H189ZM188 241V242H189ZM193 241V240H192ZM205 241V240H204ZM247 241V240H246ZM98 242V243H97ZM163 243H165V244H163ZM203 243V241L202 242H200L198 245L200 246L201 244ZM207 243V242H206ZM247 243V242H246ZM245 243V244H246ZM119 244V245H120ZM161 244V243H160ZM176 244V245H177ZM190 245L191 244H193V242H191V243H189ZM156 245V244H155ZM154 245V246H155ZM167 245V244H166ZM198 245H196V247L198 246ZM118 246V247H117ZM134 246V247H133ZM140 247V250H141V253L140 254H143L144 256H145V258H143L144 256L142 255V258L143 259H145L146 261H144L143 259L142 260H140V257L137 255V253L138 252H140V251H136L139 247ZM162 246V247H163ZM171 246H169V247H167V248H171V250L173 249V247H171ZM195 247V249L197 250L198 248L200 249V247ZM207 245H205V247H206ZM161 247V248H162ZM165 247V248H166ZM204 247V246H203ZM125 248V247H124ZM148 248V249H147ZM150 248V249H149ZM154 248H156V246L154 247ZM153 248V249H154ZM161 248H160V251H162L161 250ZM167 248L165 249L166 250V253H167ZM177 248H179V246L177 247ZM152 249V250H153ZM175 249V248H174ZM173 249V250H174ZM180 249V248H179ZM183 249V248H182ZM189 249V250H188ZM190 249H192L191 251H190ZM193 249L194 248H191V247H189L188 246V248H187V250H188V252L189 253H191L192 251H193ZM195 249H194V251H195ZM202 249V248H201ZM125 250V249H124ZM139 250V249H138ZM155 250H157V249H155ZM170 250V251H171ZM173 250H172V252H173ZM177 250L178 249H176V250H174V251H176L177 252ZM119 251H120V253H119ZM121 251H122V253H121ZM157 251H159V250H157ZM182 251H184V249L182 250ZM193 251V252H194ZM198 251V250H197ZM203 251V250H202ZM213 251V250H212ZM222 251V250H221ZM220 251V252H221ZM58 252V251H57ZM60 252V251H59ZM154 252V251H153ZM199 252H200V250H199ZM208 252V251H207ZM219 252V251H218ZM224 253L226 252V251H223ZM233 252V251H232ZM73 253V252H72ZM74 253V254H75ZM160 252H158V253H156V254H159ZM163 253H164V251H163ZM179 253V252H178ZM177 253V254H178ZM196 253V254H195ZM198 252H194V255H192V257H195L196 258V256L199 254H197ZM201 254H202V256H203V253L202 252H200ZM209 253V252H208ZM220 254V253H218L219 254V256H218V258H217V260H218V264H228L229 262L231 263V261L233 262V260L232 259H234V260H238L239 258H235L234 256L235 255H233L232 256V254L229 256V255H225V254ZM228 252L226 253V254H229ZM71 254V253H70ZM119 254H122V255H119ZM150 254H152V253H150ZM169 254H170V252H169ZM176 254V256H177V258L179 257V255H177ZM183 253L182 252H180V256L182 255ZM192 254V253H191ZM191 254H189L190 256H191ZM205 254V253H204ZM217 254V253H216ZM160 255V254H159ZM163 255V254H162ZM186 255H187V253H186ZM188 255V256H189ZM206 255V254H205ZM141 256V255H140ZM156 256H158V255H156ZM164 256V255H163ZM163 256H160V257H163ZM166 256V255H165ZM171 256V255H170ZM175 256V255H174ZM175 256V257H176ZM183 256V255H182ZM181 256V257H182ZM200 256V255H199ZM232 256V257H231ZM148 257V258H147ZM169 257V256H168ZM181 257H180V259H181ZM204 257V256H203ZM209 257V256H208ZM215 257V256H214ZM88 258V257H87ZM165 258V257H164ZM170 258V257H169ZM172 258V257H171ZM195 258L193 259L194 261L193 262H195ZM202 258V257H201ZM232 258V259H231ZM90 259H88L89 261H90ZM179 259V258H178ZM179 259V260H180ZM188 259H189V257H188ZM211 259H212V257H211ZM160 260V261H159ZM165 260V259H164ZM166 260L168 261V259L166 258ZM144 261V262H143ZM165 262V264H168V262ZM171 261V260H170ZM169 261V264L173 261H171L170 262ZM175 261V260H174ZM176 261H178V260H176ZM182 261H183V257H182ZM187 261V260H186ZM196 261L199 263L200 261H198V259H196ZM202 261V260H201ZM212 261H213V259H212ZM238 261H241V260H238ZM181 262V261H180ZM192 262V263H193ZM204 262V261H203ZM203 262H202V264H203ZM207 262H208V260H207ZM206 262V263H207ZM235 262H237V261H234V263ZM242 262V261H241ZM240 262V263H241ZM244 262V263H243ZM242 263L243 264H250L249 262H246V261H243ZM73 262H71V264H72ZM178 263V262H177ZM176 263V264H177ZM184 263V262H183ZM189 263V262H188ZM191 263V262H190ZM191 263V264H192ZM212 263V262H211ZM172 264V263H171ZM179 264H181V263H179ZM194 264H197V263H194ZM205 264V263H204ZM207 264H209V262L207 263ZM236 264H238V263H236Z\"/></svg>","mask_w":264,"mask_h":264},{"label":"built area","instance_id":"3","mask_svg":"<svg viewBox=\"0 0 264 264\" xmlns=\"http://www.w3.org/2000/svg\"><path fill=\"white\" fill-rule=\"evenodd\" d=\"M182 7V4H181ZM200 32V39L207 44L215 42L220 57L224 60L238 58L240 60H249L255 66L259 73L264 74L263 58L261 51L264 48L263 43L257 44L246 27H231L224 22H214L205 29L204 37ZM71 134H62L54 139V148L60 158L73 161L75 156L72 151Z\"/></svg>","mask_w":264,"mask_h":264}]
</instances>
